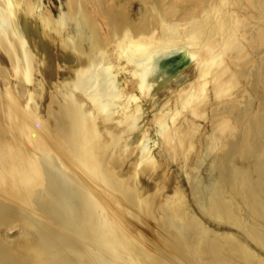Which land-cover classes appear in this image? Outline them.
Wrapping results in <instances>:
<instances>
[{"label":"bare ground","instance_id":"bare-ground-1","mask_svg":"<svg viewBox=\"0 0 264 264\" xmlns=\"http://www.w3.org/2000/svg\"><path fill=\"white\" fill-rule=\"evenodd\" d=\"M59 2L0 0V264H264V0Z\"/></svg>","mask_w":264,"mask_h":264},{"label":"rangeland","instance_id":"rangeland-1","mask_svg":"<svg viewBox=\"0 0 264 264\" xmlns=\"http://www.w3.org/2000/svg\"><path fill=\"white\" fill-rule=\"evenodd\" d=\"M86 1L88 3V6L90 7V9L92 10L93 9L92 3L90 2V0H86ZM44 5L46 6V8L51 9L53 12L54 11L57 12V6L60 5V2H59V0H44ZM138 8H139V4L136 3L134 6V11L136 12ZM249 19L250 18H248V20ZM137 95L140 98H142V95L140 94V92H137ZM143 102L145 104V108H146L147 116H148V119L145 122L146 131L144 132L143 146L146 150H149V152H152L153 155L157 159H160V157H161L160 153H161L162 147H163V139L158 132L157 125L152 123V121H153V116L151 114L152 111H151V109L147 103V100L144 99ZM210 119H211V112H208L206 119L198 121L199 122V128L201 129V132L203 133V137H202L203 143L205 142V137L208 135H211L212 130H213L212 129V123H211ZM192 163H195V159L192 160ZM170 168L174 172V174L176 175L178 182H179V185H180L184 195L186 196L188 206L192 210V212L195 215H197L198 217H200L205 222V224H207L213 230H216V231L230 230L226 226H220L217 223L209 220L207 217H205L202 214L201 210L199 209L198 203L194 199L192 189L190 186V176H189V173L187 172V169H185L184 167H179L175 163H170ZM13 229L10 230L11 232L9 231V233H8V235L11 238H15L18 235V228L16 230L15 229L13 230Z\"/></svg>","mask_w":264,"mask_h":264}]
</instances>
